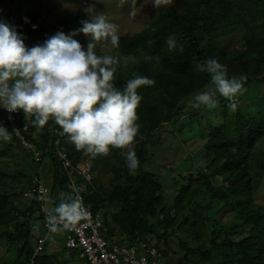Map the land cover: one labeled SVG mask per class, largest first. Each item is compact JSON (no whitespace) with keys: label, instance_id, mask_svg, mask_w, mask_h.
I'll list each match as a JSON object with an SVG mask.
<instances>
[{"label":"trees","instance_id":"trees-1","mask_svg":"<svg viewBox=\"0 0 264 264\" xmlns=\"http://www.w3.org/2000/svg\"><path fill=\"white\" fill-rule=\"evenodd\" d=\"M25 18L21 14L20 23L25 25L36 45L58 31L66 35L77 33L86 20L82 11H75L61 17L52 28L39 29L31 27L30 18L27 17V22ZM236 31L243 33L245 48H221L220 39ZM170 35L183 45V52L168 50L166 41ZM113 54L121 59L124 56L135 59L128 68H122L121 63L117 66L113 81L117 87L122 88L134 73L155 83L137 89L142 96L136 110L140 127L133 144L138 167L130 171L122 150L110 146L107 154L91 156V170L97 175L90 183L77 178L87 207L93 212L107 210L101 214L107 239L130 242L137 236H152L155 245L160 247L161 240L176 236L182 254L175 263H170L168 248L160 247L165 256L164 264H264V205L254 203L250 175L252 152L264 138L260 94L245 93L244 96L257 98L254 103L258 116L245 112L237 104L228 114L233 101L219 95L214 107L194 108L187 116L192 119L205 109L221 108L223 120L218 124L210 123L209 134L202 135L207 140L203 144L206 165L195 176L190 174L184 179L179 215H171V207L165 204L159 177L148 169L150 155L146 149L156 129L180 114L181 102L209 84L208 74L198 67L205 59H218L230 76H245L246 87L264 85V0H186L161 10L139 34L120 37ZM145 55L154 59L145 61ZM16 115L22 135L42 151V161L34 165L32 158L22 150L26 167L32 171L26 175V188L32 175L38 174L43 161L48 160L51 167L49 202L52 207L58 206L62 192L73 196L75 193L55 154L54 141L58 136L53 130L62 129L52 119L41 126L42 130L34 125L23 128L24 112L17 110ZM49 126L51 128L47 129ZM36 129L38 135L34 139L30 132ZM11 138L19 146L13 135ZM58 140L57 149L65 152L73 165L83 160L86 153L78 151L66 134ZM8 151L9 147L0 155ZM258 164L264 166V162ZM2 170L4 164L0 163V243H8L10 257L7 261L1 259L0 264H57L45 251L32 258L34 223L40 220L37 203L31 200L28 205H21L19 200L24 191L6 188L8 184ZM108 172H112L113 177L103 185L101 176ZM39 176L42 178L41 173ZM19 177L18 174L16 178ZM226 210L232 213L234 221L224 224L217 216ZM180 231L188 234L186 236L195 244L191 246L185 238L180 239L176 234Z\"/></svg>","mask_w":264,"mask_h":264},{"label":"clouds","instance_id":"clouds-1","mask_svg":"<svg viewBox=\"0 0 264 264\" xmlns=\"http://www.w3.org/2000/svg\"><path fill=\"white\" fill-rule=\"evenodd\" d=\"M161 2L154 0V5ZM77 31L89 37L86 48L73 38L76 32L66 35L60 31L42 44L26 47L16 27L0 20V108L22 110L29 123L37 127L52 119L78 151L93 157L107 154L110 146L119 148L128 169L135 170L139 161L133 144L140 127L136 110L142 100L137 89L155 81L134 73L122 88L114 84L121 58L97 51L98 45L119 46L118 25L105 15L82 21ZM166 44L170 52H183V45L173 35ZM143 58L154 59L148 55ZM198 67L208 74L210 82L188 99L189 108L214 107L218 95L234 101L245 90L246 77L230 76L216 58H207ZM230 108L234 110L236 104L231 103ZM11 137L0 125V140L9 141ZM60 196L58 206L46 210L51 233L68 229L87 216L78 196L63 192Z\"/></svg>","mask_w":264,"mask_h":264},{"label":"rangeland","instance_id":"rangeland-1","mask_svg":"<svg viewBox=\"0 0 264 264\" xmlns=\"http://www.w3.org/2000/svg\"><path fill=\"white\" fill-rule=\"evenodd\" d=\"M185 1L186 0H162L159 6H155L154 0H140L139 2L135 0L134 4L132 0H123V2L122 0H20V12L24 17L30 18L28 24H30L31 27L35 25L39 29L52 28L61 17L75 11H82L85 14L86 20H90L96 15L103 14L110 22L118 25V35L120 38L139 34L149 27L161 10L172 6H178L185 3ZM0 9L2 10L0 20H4L8 23L5 15L6 8L0 5ZM218 23H220V21H218ZM242 35L243 33L241 31L228 33L225 37L220 39L221 48L227 50H243L245 48V43L242 40ZM73 38L80 42L85 48L89 42V37L82 32H77ZM114 49L115 48H103L98 45L97 51L99 54H113ZM134 62L135 59L132 56H124L120 60L122 68L124 69L130 67ZM244 89L245 90L241 94H238L234 98L233 102L245 112L253 116H258V114H256L258 109L254 103L257 101V98L246 99L244 96L245 93H250L252 96L260 94L262 97V99H260L261 107L264 109V85L253 88L244 85ZM194 94L181 102L182 110L174 120L163 123L156 129L146 147L147 153L150 155L148 169L151 173L159 177L162 196L165 204L171 207V215H179L182 212L178 203L181 199L182 188L185 182L184 179L190 174L195 176L197 172L203 170L206 165L203 144L207 140L202 137V135L204 133L207 135L209 134L208 126L210 123L218 124L223 120L221 108L210 109L209 111L205 109L204 113L198 115L195 113L193 114L196 115L195 117L188 119L187 116L194 111V108H189L187 101ZM205 107L207 108V106ZM227 113H232L230 106ZM202 115L203 117H201ZM29 125L31 124L24 114L22 126L26 128ZM50 128L51 126L47 129ZM39 130H42V127H39ZM30 134L35 139L38 135L37 129L35 131L32 130ZM7 147H9L8 153L0 155V163L4 164V170H2L5 172L4 180L8 184L6 188H11L14 192H19L21 189L24 191L27 187L26 175L32 173L31 169L26 167V155L12 138L9 141L0 140V152H3ZM83 160L92 166L91 155L85 154ZM259 162H264V138L252 152V169L250 171L254 185V203L257 205H264V166H260L258 164ZM38 172L39 174L41 173L42 178H40L44 184L49 187L51 181V167L50 164H48V160L43 161L42 169L40 168ZM18 174L21 177L16 178ZM21 174H24L25 178H23ZM93 175L95 178L97 173L93 172ZM112 177V172L106 173L101 176V183L103 185L109 183ZM19 201L21 205L24 206L29 203V201L25 200L23 197ZM100 211L103 213L107 210L103 209ZM109 211L111 212V210ZM217 218L224 224L234 221L232 213L228 210L221 211ZM35 234L36 231H34L33 236ZM55 234L57 240L64 235L62 230ZM176 234L180 239L185 238L189 245L193 246L195 244L189 236H186L188 234L185 235L183 231L177 232ZM178 244L179 240L176 236L161 240L159 243L161 248H168L167 256L170 263H175L176 259L182 254ZM58 248L60 247L58 246ZM48 252L49 254L52 253V249L50 248ZM9 257L8 243H0V260L4 259L7 261ZM75 260H77V258H75ZM77 263L79 264L80 261L77 260Z\"/></svg>","mask_w":264,"mask_h":264},{"label":"built area","instance_id":"built-area-1","mask_svg":"<svg viewBox=\"0 0 264 264\" xmlns=\"http://www.w3.org/2000/svg\"><path fill=\"white\" fill-rule=\"evenodd\" d=\"M0 5L6 8L5 15L8 24L16 27L18 34L22 35L26 47L35 46L36 41L27 34L25 25L20 23V0H0ZM1 14L2 10L0 9ZM0 125L6 127L18 140L19 146L32 158L34 165H38L42 161V151L22 135L16 111L9 112L4 108H0ZM53 134L57 135L58 139L65 135L58 129H54ZM58 139L54 141L55 154L74 188V196L81 199L87 210L85 219L68 229L62 230L65 248L76 252L86 264H164L165 256L162 254L161 248L155 245L152 236H137L130 242L119 241L116 238L107 239V228L101 218L102 212H93L87 207L81 194L82 185L77 182V178H82L84 182L88 183L92 181L94 178L91 170L92 166L85 160L73 165L67 154L57 149ZM49 192V188L44 184L38 173L32 175L29 187L23 193L25 200L36 201L37 213L43 230L41 235L35 237L32 258L45 251L46 239L51 233L46 220V210L48 207H52L49 202Z\"/></svg>","mask_w":264,"mask_h":264},{"label":"crops","instance_id":"crops-1","mask_svg":"<svg viewBox=\"0 0 264 264\" xmlns=\"http://www.w3.org/2000/svg\"><path fill=\"white\" fill-rule=\"evenodd\" d=\"M34 231H36V234L34 235L35 237L43 233L40 220L35 221L33 233ZM58 246L60 248H58ZM50 248L52 249V253L49 254L48 250ZM45 251L46 254H49L56 259L57 264H78L77 260L80 261L79 264H86L85 261L81 259L76 252H73L65 248L64 235L59 240H57L56 234L50 233L46 239ZM75 258H77V260H75Z\"/></svg>","mask_w":264,"mask_h":264}]
</instances>
